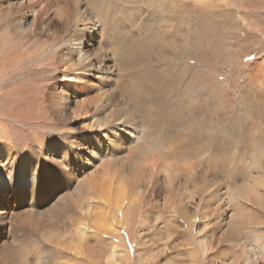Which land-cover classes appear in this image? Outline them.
Returning <instances> with one entry per match:
<instances>
[{
	"label": "bare ground",
	"instance_id": "bare-ground-1",
	"mask_svg": "<svg viewBox=\"0 0 264 264\" xmlns=\"http://www.w3.org/2000/svg\"><path fill=\"white\" fill-rule=\"evenodd\" d=\"M0 264H264V0H0Z\"/></svg>",
	"mask_w": 264,
	"mask_h": 264
},
{
	"label": "rangeland",
	"instance_id": "rangeland-1",
	"mask_svg": "<svg viewBox=\"0 0 264 264\" xmlns=\"http://www.w3.org/2000/svg\"><path fill=\"white\" fill-rule=\"evenodd\" d=\"M9 82H14V79H10ZM5 122H3V124H6L5 126L8 131V135L11 137L13 144H30L34 140L32 131L36 132L35 129L32 128V131H28L26 129L27 127L23 123H15L12 120H5Z\"/></svg>",
	"mask_w": 264,
	"mask_h": 264
}]
</instances>
